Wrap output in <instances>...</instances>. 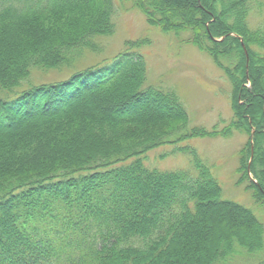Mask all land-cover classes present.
<instances>
[{"label": "trees", "instance_id": "16d2710c", "mask_svg": "<svg viewBox=\"0 0 264 264\" xmlns=\"http://www.w3.org/2000/svg\"><path fill=\"white\" fill-rule=\"evenodd\" d=\"M115 1L0 0V264H221L261 252L263 225L222 199L196 151L190 169L145 164L159 146L220 134L188 130L177 93L148 85L149 40L127 41L103 67L32 82L97 52L115 32ZM131 1L150 27L190 34L228 78L222 137L249 136L237 185L264 205V22L251 26L261 1Z\"/></svg>", "mask_w": 264, "mask_h": 264}, {"label": "rangeland", "instance_id": "374dc122", "mask_svg": "<svg viewBox=\"0 0 264 264\" xmlns=\"http://www.w3.org/2000/svg\"><path fill=\"white\" fill-rule=\"evenodd\" d=\"M260 1L262 8L255 5L251 16V26L254 27L264 22V0ZM113 19L115 32L112 36L97 39V52L85 53L72 66L61 71L35 73L32 82L62 81L75 71L93 66L103 67L125 50L127 41L149 40V44L139 50L146 59L148 85L177 93L189 117L188 130L204 128L207 132L216 130L220 134L159 146L146 155L145 164L151 169L167 171L190 169L191 152L196 151L220 184L222 199L250 209L264 227V205L257 203L244 186L237 185L241 150H247L249 136L235 131L230 137H222V131L233 118L232 87L224 72L206 53L186 43L190 34H163L157 28L150 27L131 0L115 1ZM135 50L129 52L138 51ZM223 222L222 218L220 223ZM221 264H264V248L257 254L238 249L235 255Z\"/></svg>", "mask_w": 264, "mask_h": 264}]
</instances>
